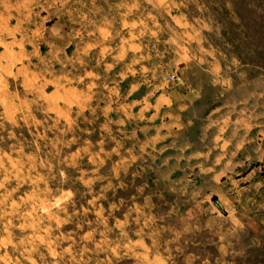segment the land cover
I'll use <instances>...</instances> for the list:
<instances>
[{
    "label": "rangeland",
    "instance_id": "rangeland-1",
    "mask_svg": "<svg viewBox=\"0 0 264 264\" xmlns=\"http://www.w3.org/2000/svg\"><path fill=\"white\" fill-rule=\"evenodd\" d=\"M0 264H264V0H0Z\"/></svg>",
    "mask_w": 264,
    "mask_h": 264
}]
</instances>
